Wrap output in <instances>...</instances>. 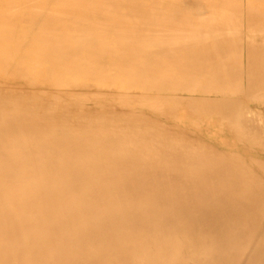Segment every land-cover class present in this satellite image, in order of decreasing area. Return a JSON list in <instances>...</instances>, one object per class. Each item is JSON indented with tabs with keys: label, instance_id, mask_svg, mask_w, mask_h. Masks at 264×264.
Wrapping results in <instances>:
<instances>
[{
	"label": "bare ground",
	"instance_id": "6f19581e",
	"mask_svg": "<svg viewBox=\"0 0 264 264\" xmlns=\"http://www.w3.org/2000/svg\"><path fill=\"white\" fill-rule=\"evenodd\" d=\"M0 264H264V0H0Z\"/></svg>",
	"mask_w": 264,
	"mask_h": 264
}]
</instances>
